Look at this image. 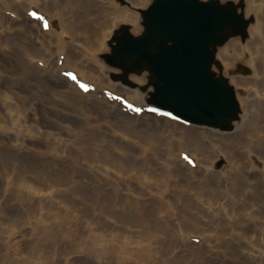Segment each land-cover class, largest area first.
Returning <instances> with one entry per match:
<instances>
[{
    "label": "bare ground",
    "instance_id": "6f19581e",
    "mask_svg": "<svg viewBox=\"0 0 264 264\" xmlns=\"http://www.w3.org/2000/svg\"><path fill=\"white\" fill-rule=\"evenodd\" d=\"M150 1L0 0V53L3 54L0 57L9 59L14 56L16 58V63L9 66H4L0 62L3 76L12 85L9 88L0 87V179L4 185L0 188V214H3L0 219L2 248L7 246L9 234L18 229L8 213H3V209L6 210L7 206L21 194L25 197L32 195V198L44 201L45 194L48 192L69 191L68 194L58 192L59 194L53 200H61L67 204L87 203L93 199L105 200L109 207L117 203L110 193H101L106 188L102 182V176L99 175L98 180L101 184L92 192L83 177H80L82 176L80 163L76 162L65 167L53 161V158L59 159L62 156L55 139L48 135V127L45 128L41 124L43 118L50 117L48 114L50 110L65 111L68 108H64L72 105L73 102L77 105L90 106L94 101L90 98L91 96L97 100L100 93L108 91L112 101L104 94L99 99L110 106L106 111L113 112L112 114L119 112L125 119L133 122L132 128L142 127L143 130L144 127L155 134L160 158L166 160L163 165L165 169L159 174L161 195L160 203L156 205V217L151 218L146 225L136 222L131 226L132 231L129 236L136 243V247L128 253L126 264H205L209 259L208 264H214L211 257L226 264L223 258L228 255L237 258L239 260L237 264H264V150L263 152L244 150L248 139H243L236 145L240 146V149L231 150L226 159L221 160L222 165L218 166L220 155L206 157L201 153L203 147L197 138L207 133L206 129L185 127L167 118L162 119L167 123L163 126L157 116L151 117L143 109L142 106L151 105L149 98H156L152 94L155 90L158 91L152 78L149 79V74L141 77L138 74L135 76L124 72L128 77L126 80L121 79L123 83H126L125 86L120 84L116 77H111L110 64L106 60L105 53L115 35L122 34L117 27L128 24L130 29L139 32L141 10L146 8ZM220 1L222 4L229 2L239 4L238 1L233 0ZM237 10L241 13L240 8ZM30 11L40 14L48 23L49 31H43L40 22L29 17ZM6 12L13 16L8 17ZM246 15L254 22L249 32L251 30V34H255L256 40L261 39V35H264V0H247ZM30 24L32 28L29 27ZM227 34L231 37L233 32L227 30ZM157 40L161 43L160 37ZM115 45L117 42L110 46V55L113 54ZM222 48L226 54L238 53V60L233 63L235 67L231 68L227 65L226 71L232 75L230 81L234 85L230 81L229 84L234 88L235 97H239L240 100L239 119L234 123V134L218 136V140L231 145L236 139V132L247 121L256 119V117H250L251 114H264V47L260 51L252 42L245 43L240 37H232ZM13 51L15 54H12ZM97 51L103 53L101 62L96 54ZM61 55H64V59L60 66ZM87 55L94 60L87 58ZM34 60L42 62L43 67L36 65ZM185 61L188 64L190 56L186 57ZM241 65L247 66L249 79H239L233 75L234 72H238L235 69L240 68ZM68 70L76 71L86 88L95 91L85 96L77 82L67 75H62L63 71ZM262 74L263 77H260ZM130 79L133 80L134 86ZM20 80L33 83L38 88V99L20 93ZM53 80L62 84L65 90L56 89L49 82ZM249 80L251 86L248 84ZM110 88L117 89L119 92L112 91ZM150 88H153V91ZM214 94L215 91L212 89L204 96L195 92L192 96H181V102L190 105L192 100L196 99L198 103L204 104ZM250 94L253 98L249 97ZM67 95L73 99V102L67 98ZM259 97H262V100L258 99ZM128 101L130 103L126 104ZM133 103L141 105L137 106ZM39 104L44 106V115L37 112ZM123 107L133 110L132 114L126 115ZM257 119L264 129V117L258 114ZM159 128L167 130L164 134L170 140L173 139L174 129H179L178 136H181L182 142L178 148L190 150L193 152H190L191 154L199 157L196 170L186 165L182 158L183 152L174 157L176 152L170 154L169 150L164 149L166 145ZM200 131L203 132L198 133ZM212 133L217 134V132ZM110 158H112L111 155ZM124 160L127 163H120V159H114L108 164V172L111 173L114 169L124 177L134 170L130 166L131 163H128L130 160ZM158 160L159 156L149 157L137 170L150 167ZM116 163L120 165L116 166ZM206 165L207 167L203 169ZM103 166L104 162L101 164V167ZM180 168L186 171L193 182L192 186L184 184L185 178ZM214 168L217 169L216 172ZM220 168L222 170H219ZM254 175L257 178L256 182L252 180ZM94 178H97V175ZM112 180L114 178L110 177V181ZM17 187L25 191H18ZM154 187H156L155 181L149 184L144 183L138 190L128 191L127 197ZM97 189L100 190L97 192ZM188 193H193L198 198V201L191 205L193 209L190 214L194 215L193 222L198 225L199 230L192 231L195 229L194 223L184 225L182 232L185 239L167 243L154 252L146 244H151L153 238L162 232V229L155 225L162 220V214L165 212L162 205L175 208L177 204L187 200ZM165 197L168 202L163 201ZM232 200H236V203ZM95 204L97 207L104 206L103 202ZM95 216H98L101 222H104V219L108 221L111 219V211L98 210ZM249 217L253 219L248 220ZM93 223L94 232H96L93 241L100 244L103 233L102 223L98 221ZM177 231L181 233L179 228ZM193 234H199L202 242H206L209 249L200 246L188 255L187 245ZM83 249L85 250L86 247ZM101 261L102 258L98 255L99 264Z\"/></svg>",
    "mask_w": 264,
    "mask_h": 264
},
{
    "label": "rangeland",
    "instance_id": "374dc122",
    "mask_svg": "<svg viewBox=\"0 0 264 264\" xmlns=\"http://www.w3.org/2000/svg\"><path fill=\"white\" fill-rule=\"evenodd\" d=\"M153 1L154 0L150 1L151 4ZM233 1L240 2V0ZM244 5V10L242 11L241 9V11L245 14V18L249 20L250 29V27H253L254 22L246 15L247 0H244ZM34 9L39 11L37 8ZM5 14L8 17L13 16L7 12ZM29 17L32 18L33 16L30 14ZM123 26H127V24H122L117 27L118 30ZM29 27L32 28L31 24ZM249 29L246 39H242L241 36L237 37H240L245 43L252 42V44L262 51L264 47V35H261V39L259 38L256 40L255 34H251V30L249 32ZM131 31L138 35L142 33L143 27L139 32L133 29H131ZM109 52L110 47L105 54ZM12 54H15V51H13ZM96 54L101 62L103 53L97 51ZM0 55L3 54L0 53ZM107 56L108 55H106V57ZM87 58L94 60L93 57L88 55ZM217 59L221 60L222 64L234 68L235 66L233 63L238 60V53L226 54L223 48L220 47L218 49ZM0 62L4 66H9L16 63V58L14 56L9 59L0 57ZM34 63L37 65V60H34ZM105 65L108 66L107 64ZM235 70L238 72H234V76L239 79H249V74L247 72L249 70L247 66L241 65L240 68H236ZM110 72L112 77L124 71L116 66H110ZM1 73L0 87H12L11 83L3 76V71ZM145 74L149 73L145 71L139 76ZM223 75L227 77L229 81L232 79V75L227 73V71L223 70ZM260 77H263V74L260 75ZM130 80L133 81L132 79ZM251 80H253L252 75ZM49 82L56 89L60 91L65 90L62 84H58L54 80ZM118 82L125 86L121 81ZM145 83H147L146 80ZM248 84L251 86L250 80ZM110 89L119 92L117 89ZM150 90L153 91V88H150ZM19 91L21 94L35 99L39 97V90L33 83L20 80ZM103 94L107 98L112 99L108 91L100 93L99 99ZM86 95L87 93H85V96ZM95 96H97V93H95ZM249 97L253 98L252 94H250ZM67 98L73 102V99H71L69 95H67ZM90 98L94 100L93 104L90 106L77 105V103L75 104V102H73L72 105H67L64 108H68L65 111H48L50 117L45 115L47 119L43 118L41 124L44 125L45 128L48 127V135L55 139L62 156V158L59 159L53 158V161L59 162L65 167L76 162L80 163V169L82 171V176L80 177H83L88 188L92 192H94L96 186L101 184L98 180L99 175L102 176V182L106 185V188L103 189L101 193H110L117 203L109 207L105 200L97 201L93 199L91 202L87 203L72 204H67L61 200H53L57 194H68L70 193L69 191L55 190L48 192L45 194L44 201H40L38 198H32V195L25 197L21 194L19 197H16L11 205L7 206L6 210L3 209V213H8L9 217L16 223L18 229L9 234L7 246L5 248H2L0 245V264H99L98 255L102 258L100 264H126L128 253L136 247V243L129 236L132 231L131 226L136 222L146 225L150 222L151 218L156 217V205L160 203L161 195L159 192V186L161 185L159 174L165 169L163 165L166 162L164 158H160V151L155 143L156 135L144 127L143 130L142 127L132 128L131 125L133 122L125 119L121 113H108L106 109L107 107L110 108V106H108L105 101L96 100L93 96ZM237 99L240 104L239 97ZM258 99L262 100V97ZM43 107L42 104H39L37 108V112L41 115L45 113ZM132 111L133 110L126 109L124 113L126 115H131L129 113ZM258 114L264 117L263 113ZM258 114L254 113L250 115V117H256V119L254 121H247L245 125L236 132V139L233 140L231 145H226L218 140V136L222 134H234V123L237 122L238 119L232 120L230 124L221 126L219 129L194 125L185 127L191 128L194 126L207 130V133L201 134L199 138H197L203 147L201 153L206 157L220 155V159H218L219 162H217L219 166L220 164L222 165L221 160L226 159L231 150L233 151L235 148L240 149V146L236 145L243 139H248V143L244 150L263 152L264 129L257 119ZM150 116L154 117L153 115ZM158 119H160L163 126H166L167 123L162 120L163 118ZM130 127L132 129H130ZM159 129L162 132L163 141L166 145L164 149L169 150L170 154L176 152V155H174V157H176L180 152L184 153L188 151L178 148L182 142L181 136H178L179 129H174L173 141L165 136L164 132L167 131L166 129ZM202 132L203 131H200L198 133ZM212 132H217V134L214 135ZM37 141H39V139H37ZM189 152L193 153L190 150ZM108 154H110L112 158H110ZM186 154L191 157L189 153ZM158 156L159 160L152 163V166L137 170L139 166L146 163L147 158ZM191 158L193 159H184L186 165L196 170L199 157L194 154V157ZM102 159H107V161H102ZM114 159H120V163L124 164L127 163L124 159L130 160L128 163H131L130 166H132L134 170H131L124 177L119 175L117 170L115 171L114 169H112L111 173L108 172V164L113 162ZM102 162H104L103 167H101ZM120 163H116V166H119ZM206 167L207 165L203 166V169ZM70 169L73 168L70 167ZM75 169H77V167H75ZM257 169L259 168L257 167ZM180 170L185 178L184 184L192 186L193 182L189 179L186 171L183 168H180ZM219 170H222V168ZM150 171L154 173H149ZM216 171L217 169L214 168V172ZM96 175L97 178H94ZM110 177H113L114 180L110 181ZM252 180L255 182L257 181L255 175L252 176ZM154 181L156 187L127 197L128 191L138 190L144 183L149 184ZM2 186L4 185L0 179V188ZM17 190L20 191L21 188L17 187ZM99 190L100 189H97V192ZM23 191H25V189L21 190V192ZM203 191L206 192V190ZM186 197L187 200L177 204L175 208H169L167 205L165 207V204L162 205L165 212L162 214V220L155 224L162 229V232L158 233L153 238L151 244H146V246L150 247L154 252H157L160 246L167 243L185 239L182 226L193 223L196 224L193 222L194 215H191L190 211L193 209L191 205L196 203L198 198L193 193H188ZM163 201L168 202V199L165 197ZM232 201L236 203V200ZM96 202H103L104 206L97 207L95 204ZM98 210L111 211V219L108 221L104 219V222H101V219L95 216ZM2 216L3 214H0V219ZM249 219L253 218L249 217L248 220ZM94 221L102 223L103 233L102 242L100 244H96L95 241H93L96 235V232H94ZM223 222L227 223L226 220H223ZM194 227L195 229L192 231L199 230L197 224L194 225ZM177 228H179L181 233L177 231ZM2 240L3 238L0 243ZM120 245H122V247ZM200 246L208 248L207 243L202 242V238L199 234H193V237L189 238L187 254H192L193 251L197 250ZM84 247H86L85 250L83 249ZM190 249H192V251ZM211 258L214 264H224V262L219 261L215 257ZM209 260L206 261L205 264H208ZM223 260L227 262L226 264H237L239 262L237 258L229 255L225 256Z\"/></svg>",
    "mask_w": 264,
    "mask_h": 264
},
{
    "label": "water",
    "instance_id": "95a60500",
    "mask_svg": "<svg viewBox=\"0 0 264 264\" xmlns=\"http://www.w3.org/2000/svg\"><path fill=\"white\" fill-rule=\"evenodd\" d=\"M223 4L220 0H155L143 12V33L132 36L123 27L114 38L113 54L106 59L128 74L148 72L158 89L152 94L156 98H149L155 106L187 123L227 126L239 118L240 104L223 75L227 65L217 59V53L232 37L246 39L250 22L237 10H244V0ZM227 30L233 32L231 37ZM211 89L215 94L204 104L196 99L190 105L181 102V96L195 92L204 96Z\"/></svg>",
    "mask_w": 264,
    "mask_h": 264
},
{
    "label": "snow or ice",
    "instance_id": "6c2138e0",
    "mask_svg": "<svg viewBox=\"0 0 264 264\" xmlns=\"http://www.w3.org/2000/svg\"><path fill=\"white\" fill-rule=\"evenodd\" d=\"M45 27H47V24H45ZM73 79H75V77H73Z\"/></svg>",
    "mask_w": 264,
    "mask_h": 264
}]
</instances>
